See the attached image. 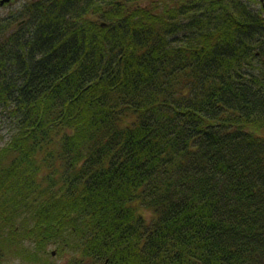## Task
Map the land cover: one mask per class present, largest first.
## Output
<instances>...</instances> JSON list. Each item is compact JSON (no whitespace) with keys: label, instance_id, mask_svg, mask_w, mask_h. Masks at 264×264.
Instances as JSON below:
<instances>
[{"label":"trees","instance_id":"16d2710c","mask_svg":"<svg viewBox=\"0 0 264 264\" xmlns=\"http://www.w3.org/2000/svg\"><path fill=\"white\" fill-rule=\"evenodd\" d=\"M23 1L0 264H264V0Z\"/></svg>","mask_w":264,"mask_h":264},{"label":"rangeland","instance_id":"374dc122","mask_svg":"<svg viewBox=\"0 0 264 264\" xmlns=\"http://www.w3.org/2000/svg\"><path fill=\"white\" fill-rule=\"evenodd\" d=\"M23 2H24L23 0H19V1L16 0V2H12L10 4L0 5V17L7 19L9 16H13L14 11H16V9H19L21 3ZM250 5L252 6V8L254 7L255 9L261 5V1L251 0ZM8 135H9V119L4 112L0 111V145L6 140ZM52 256L54 257V254ZM53 261L55 263H61L62 259L56 257L55 259H53ZM5 264H24V261L22 259L19 260L17 258L11 257ZM27 264H36V263H34V261L31 260Z\"/></svg>","mask_w":264,"mask_h":264},{"label":"water","instance_id":"95a60500","mask_svg":"<svg viewBox=\"0 0 264 264\" xmlns=\"http://www.w3.org/2000/svg\"><path fill=\"white\" fill-rule=\"evenodd\" d=\"M6 2H11V0H0V5L4 4Z\"/></svg>","mask_w":264,"mask_h":264}]
</instances>
